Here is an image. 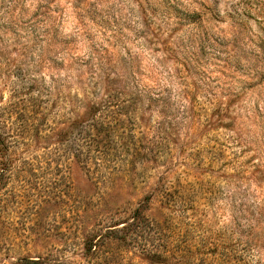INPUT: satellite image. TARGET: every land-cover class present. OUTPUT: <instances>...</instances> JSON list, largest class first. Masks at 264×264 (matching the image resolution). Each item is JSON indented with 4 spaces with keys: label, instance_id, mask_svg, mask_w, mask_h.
I'll use <instances>...</instances> for the list:
<instances>
[{
    "label": "rangeland",
    "instance_id": "rangeland-1",
    "mask_svg": "<svg viewBox=\"0 0 264 264\" xmlns=\"http://www.w3.org/2000/svg\"><path fill=\"white\" fill-rule=\"evenodd\" d=\"M0 264H264V0H0Z\"/></svg>",
    "mask_w": 264,
    "mask_h": 264
},
{
    "label": "trees",
    "instance_id": "trees-1",
    "mask_svg": "<svg viewBox=\"0 0 264 264\" xmlns=\"http://www.w3.org/2000/svg\"><path fill=\"white\" fill-rule=\"evenodd\" d=\"M4 144V143H3Z\"/></svg>",
    "mask_w": 264,
    "mask_h": 264
}]
</instances>
